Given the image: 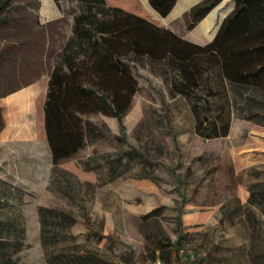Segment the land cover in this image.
I'll list each match as a JSON object with an SVG mask.
<instances>
[{
  "label": "rangeland",
  "instance_id": "obj_1",
  "mask_svg": "<svg viewBox=\"0 0 264 264\" xmlns=\"http://www.w3.org/2000/svg\"><path fill=\"white\" fill-rule=\"evenodd\" d=\"M4 1L0 0V17L16 11L30 13V18L26 27L1 25L0 45L41 32L47 53L46 67L32 83L0 98V264H54L62 259L84 264L80 258L89 253L96 258L85 264H153L157 251L152 237L165 235L175 241L177 217L189 236L180 243L174 264H186L194 255L204 257L205 264H264V229L252 230L244 215L222 218L221 210L245 181L232 147L240 139L244 142L252 124L234 119L233 128L243 132L238 137L201 138L189 103L171 92L168 78L148 63L129 62L137 91L122 117L124 134H119L114 116L82 114V123H94L92 135L76 154L53 168L43 104L51 67L72 35L78 4L11 0L3 5ZM105 1L200 42L213 37L233 7L232 0H221L190 28L186 7L192 2L187 0H179L165 17L147 0ZM180 4L183 11L178 10ZM11 81L1 85L0 92L11 89ZM157 206H162L157 212L162 213L145 222L142 215ZM215 207L208 223L187 221L190 214ZM43 208L66 213L74 222L69 225L62 217L56 238L42 229ZM49 217L52 226L56 214Z\"/></svg>",
  "mask_w": 264,
  "mask_h": 264
},
{
  "label": "trees",
  "instance_id": "obj_2",
  "mask_svg": "<svg viewBox=\"0 0 264 264\" xmlns=\"http://www.w3.org/2000/svg\"><path fill=\"white\" fill-rule=\"evenodd\" d=\"M10 1L5 0L3 5ZM76 1L78 12L73 16L72 35L51 67L43 104L53 168L76 154L84 139L92 135L94 123H82V114L100 112L114 116L119 134H124L122 117L137 91L129 62L148 63L168 78L171 92L189 103L194 130L203 139L226 136L232 115L264 126V0H232L231 11L221 20L212 40L204 45L122 7L107 5L105 0ZM176 1L147 0L162 17L170 13ZM220 1L202 0L193 5L186 14L188 26L192 28ZM9 12L0 17V26H27L30 13ZM42 39L45 36L40 32L35 37L0 45V87L15 81L11 89L0 92V97L32 83L46 67L47 49L40 43ZM261 173L264 170H248L254 178ZM247 189V203L230 208L236 200L231 198L221 205L222 218L234 220L244 215L252 230L259 231L264 229V180L251 182ZM161 210L162 206L154 207L142 219L149 222ZM41 212L42 229L54 232L56 238L61 235L63 225L58 223L62 217L69 225L74 222L66 213L45 208ZM49 214H56L52 226L48 225ZM176 229L175 241L159 234L150 237L156 257L163 264H174L179 259L180 243L189 236L179 217ZM91 258L96 255L89 253L80 259L85 264ZM186 262L205 264L204 257L195 255ZM54 264L73 263L62 259Z\"/></svg>",
  "mask_w": 264,
  "mask_h": 264
},
{
  "label": "crops",
  "instance_id": "obj_3",
  "mask_svg": "<svg viewBox=\"0 0 264 264\" xmlns=\"http://www.w3.org/2000/svg\"><path fill=\"white\" fill-rule=\"evenodd\" d=\"M187 1H188V3L192 2L191 4L188 5V7H186L187 11L193 5L200 2V1H195V0L194 1L187 0ZM177 2H179V0H177L176 3ZM119 7H121V6H119ZM183 7L181 4L178 5V10L183 11L184 10ZM130 12H132V11H130ZM205 16L203 18H205ZM211 40H212V38L209 39L208 41H205V42H200V41H196V40H192V41L189 40V41L196 43V44H199V45H204V44L210 42ZM0 119H1V114H0ZM234 119H240V120L248 121V122H250L249 124H252V125H251V129L247 130L246 136L244 138V142H242V140L240 139L238 142V146L232 147L233 151L237 153L236 157H237V162H238V171H244L243 177H244L245 181H242L238 184V191L234 195H232V197H231V198H236V200L234 202L230 203V208L232 206H236L238 204L247 203V200L249 197V192L247 189L248 184H250L251 182H254V181L256 182V181H263L264 180V173H261V175L259 177H255V178L248 174V170L251 168L264 170V126L253 123L250 120L240 118L236 115H232L228 134L224 137H220L219 139L227 140L231 137L236 138V137H238V134L240 135L243 133L240 130H238L237 127L233 128V120ZM2 127H3V123H0V131L2 130ZM43 127H44V115H43ZM44 133H45V128H44ZM45 138H46V134H45ZM46 141H47V139H46ZM47 144H48V142H47ZM48 148H49V146H48ZM50 156H51V154H50ZM216 210H218V207H215L213 210L208 209V211H206L204 213L190 214V216L187 218V221H190L191 223H208L209 221L212 220V217L216 213ZM257 214H258V212H257ZM261 218L263 220L262 225H264V215L263 214H261Z\"/></svg>",
  "mask_w": 264,
  "mask_h": 264
},
{
  "label": "built area",
  "instance_id": "obj_4",
  "mask_svg": "<svg viewBox=\"0 0 264 264\" xmlns=\"http://www.w3.org/2000/svg\"><path fill=\"white\" fill-rule=\"evenodd\" d=\"M153 264H163L161 259H159L158 257H156L153 261Z\"/></svg>",
  "mask_w": 264,
  "mask_h": 264
}]
</instances>
